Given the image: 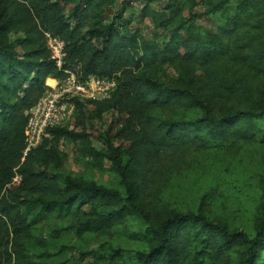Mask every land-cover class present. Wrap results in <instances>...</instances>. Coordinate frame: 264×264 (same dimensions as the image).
Wrapping results in <instances>:
<instances>
[{
    "label": "trees",
    "instance_id": "trees-1",
    "mask_svg": "<svg viewBox=\"0 0 264 264\" xmlns=\"http://www.w3.org/2000/svg\"><path fill=\"white\" fill-rule=\"evenodd\" d=\"M114 1L0 0V264H29L23 244L31 236L30 225L37 215L54 213H72L79 234L103 232L132 213L142 215L149 245L137 253L135 264H202L205 259L223 260L231 252L238 253L237 264H258L264 252V202L253 236L228 230L200 212H170L151 222L142 206L160 155L264 138L259 123L264 104L258 101L218 117L207 112L190 120L153 115L175 111L194 99L186 82L159 79L163 66L177 63L193 73L194 66L213 63L227 44L253 75L264 78V0H210V14L226 16L216 33H202L197 17H183L176 4L167 7L170 16L161 23L146 6L143 20L168 30L163 47L143 39L139 29L122 33V10L116 21L105 23V8ZM142 1L148 5L155 0ZM44 32L63 42L65 67L79 66L83 78L115 77L117 86L106 100L78 102L70 122L51 130L50 138L23 159L25 112L63 78ZM110 111L126 117L117 134L123 144L116 147L107 132L100 137L102 147L95 149L84 133L85 122ZM61 139L80 141L92 160H109L124 195L49 173Z\"/></svg>",
    "mask_w": 264,
    "mask_h": 264
},
{
    "label": "rangeland",
    "instance_id": "rangeland-1",
    "mask_svg": "<svg viewBox=\"0 0 264 264\" xmlns=\"http://www.w3.org/2000/svg\"><path fill=\"white\" fill-rule=\"evenodd\" d=\"M209 3L210 0H155L147 5L142 0H115L105 8L109 11L105 23L116 21L122 10L121 22L126 23L122 33L139 29L143 39L163 47L169 41L168 30L148 18L143 20L146 6L161 23L170 16L167 7L176 4L183 17H197L195 24L202 33H216L224 26L226 16L210 14ZM235 53L227 44L213 63L194 66L193 73L177 63L163 66L159 79L166 83L186 82L194 99L175 111H155L153 115L158 119L190 120L205 112L218 117L244 111L255 101L264 104V78L253 75ZM125 121L126 117L115 111L87 120L84 133L89 135L91 147L100 149V137L107 132L116 147L123 144L117 134ZM259 121L264 130V119ZM57 155V161L47 168L49 173L94 182L124 195L111 162L92 160L80 141L61 139ZM151 176L142 206L148 221L155 222L170 212H200L228 230L253 236L254 225L263 212L264 138L249 144L214 143L206 150H186L184 155H160ZM74 221L72 213L37 215L30 225L31 236L23 244L29 264H135L137 253L148 249V222L142 215L132 213L111 229L97 233L79 234ZM237 259L238 253L231 252L223 260L205 259L202 264H237ZM258 264H264V252Z\"/></svg>",
    "mask_w": 264,
    "mask_h": 264
},
{
    "label": "built area",
    "instance_id": "built-area-1",
    "mask_svg": "<svg viewBox=\"0 0 264 264\" xmlns=\"http://www.w3.org/2000/svg\"><path fill=\"white\" fill-rule=\"evenodd\" d=\"M47 47L63 78L49 85L37 104L25 112V146L23 159L50 138V131L67 125L76 111V104L87 101H103L116 89L115 77H82L79 66H64V44L61 40L44 32Z\"/></svg>",
    "mask_w": 264,
    "mask_h": 264
}]
</instances>
